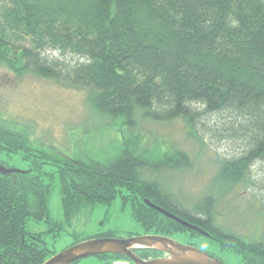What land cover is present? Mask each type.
Instances as JSON below:
<instances>
[{
    "label": "trees",
    "instance_id": "obj_1",
    "mask_svg": "<svg viewBox=\"0 0 264 264\" xmlns=\"http://www.w3.org/2000/svg\"><path fill=\"white\" fill-rule=\"evenodd\" d=\"M0 66L17 79L34 76L87 91L92 112L104 122L120 120L128 134H122L124 148L102 163L36 149L33 128L21 130L0 114V153H23L34 166L23 174L0 173V264H43L81 214L118 198L144 235L202 236L148 200L200 227L243 264H264V239L248 241L219 227L212 197L186 210L152 178L190 167L185 152L173 148L154 160L152 147L132 135L140 122L183 119L196 138V119L215 115V135L239 149L222 158L214 192L223 195L242 183L257 187L251 167L264 165V0H0ZM58 189L61 214L55 216ZM117 234L70 233V247L123 238ZM135 253L144 260L162 254ZM92 258L97 264L131 262L119 254Z\"/></svg>",
    "mask_w": 264,
    "mask_h": 264
},
{
    "label": "rangeland",
    "instance_id": "obj_2",
    "mask_svg": "<svg viewBox=\"0 0 264 264\" xmlns=\"http://www.w3.org/2000/svg\"><path fill=\"white\" fill-rule=\"evenodd\" d=\"M87 91L64 88L51 80L34 76L17 79L0 66V114L5 121H17L21 130L33 128L31 142L34 148L45 149L55 153L61 151L74 158H90L107 162L124 148L120 120L103 121L87 105ZM195 108V106H192ZM201 116L196 119L195 129L198 137L183 119L168 123L140 122L134 129L133 140L142 142L144 147H152L154 160L163 153L172 152L173 148L185 152L192 165L185 169L162 171L155 174L156 179L166 186L167 190L179 201L183 209L194 211L204 200L212 197L213 210L217 225L245 240L264 239V165L256 163L251 167V185L238 184L225 194L215 193L213 182L222 164V158H231L237 154L236 142L218 139L215 135L217 117ZM28 126V127H26ZM209 128L211 130H209ZM0 163L6 168H16L24 172L34 169L32 161H24V154L0 153ZM46 169V167H45ZM49 168H47L48 170ZM263 180V183H262ZM254 183V184H253ZM59 189L52 197V213L61 214ZM197 209V208H196ZM91 211L88 212L90 214ZM130 207L123 208L120 198L110 207L97 205L91 215H80L73 228L56 240L53 250L60 253L70 248L74 240L70 233L94 235L99 230H116L117 235L126 237L129 234L144 236L142 227L134 222ZM35 230H45V224L31 222ZM168 237V236H163ZM182 245H192L225 264H243L242 257L230 249H223L210 237L196 236L182 232L169 236ZM52 244V241H51ZM116 262L115 264H131ZM80 264H97L91 257Z\"/></svg>",
    "mask_w": 264,
    "mask_h": 264
},
{
    "label": "water",
    "instance_id": "obj_3",
    "mask_svg": "<svg viewBox=\"0 0 264 264\" xmlns=\"http://www.w3.org/2000/svg\"><path fill=\"white\" fill-rule=\"evenodd\" d=\"M0 173L2 175H10L23 174L26 172L16 168H6L0 164ZM145 202L149 207L186 227V230H192L205 237H210V235L200 227L178 218L148 200ZM136 249H154L160 253H164L166 257L144 260L135 253ZM118 254L129 258L132 264H225L219 260V258L194 246L182 245V243H177L174 239L157 235L87 240L55 254V256L50 257V259L43 264H75L87 258L97 257V255Z\"/></svg>",
    "mask_w": 264,
    "mask_h": 264
},
{
    "label": "flooded vegetation",
    "instance_id": "obj_4",
    "mask_svg": "<svg viewBox=\"0 0 264 264\" xmlns=\"http://www.w3.org/2000/svg\"><path fill=\"white\" fill-rule=\"evenodd\" d=\"M0 164H2V163H0ZM3 166H4V165H3ZM145 235H155V234H145ZM157 236H161V235H157ZM123 238H127V237H123ZM167 238H169V237H167ZM171 239H172V238H171ZM160 257H166V255H165L164 253H162ZM157 258H159V257H157ZM131 264H132V263H131Z\"/></svg>",
    "mask_w": 264,
    "mask_h": 264
},
{
    "label": "clouds",
    "instance_id": "obj_5",
    "mask_svg": "<svg viewBox=\"0 0 264 264\" xmlns=\"http://www.w3.org/2000/svg\"><path fill=\"white\" fill-rule=\"evenodd\" d=\"M192 246V245H191Z\"/></svg>",
    "mask_w": 264,
    "mask_h": 264
}]
</instances>
